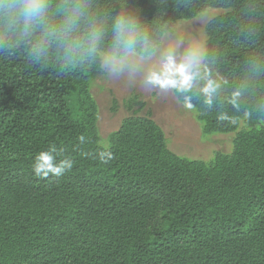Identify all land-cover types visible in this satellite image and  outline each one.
Wrapping results in <instances>:
<instances>
[{
  "label": "trees",
  "instance_id": "1",
  "mask_svg": "<svg viewBox=\"0 0 264 264\" xmlns=\"http://www.w3.org/2000/svg\"><path fill=\"white\" fill-rule=\"evenodd\" d=\"M208 9L173 91L232 152L177 155L136 95L103 145L102 54ZM0 264H264V0H0Z\"/></svg>",
  "mask_w": 264,
  "mask_h": 264
},
{
  "label": "rangeland",
  "instance_id": "2",
  "mask_svg": "<svg viewBox=\"0 0 264 264\" xmlns=\"http://www.w3.org/2000/svg\"><path fill=\"white\" fill-rule=\"evenodd\" d=\"M221 12L208 9L194 19L170 23L162 44L149 58L135 52L121 59L102 54L103 73L94 81L92 93L99 106L103 145L138 109L131 110L124 103L136 95L146 104L139 115L151 113L163 129L168 147L177 155L210 162L218 152H232L237 132L205 135L195 111L180 103L173 91L179 72L201 65L207 46L206 24Z\"/></svg>",
  "mask_w": 264,
  "mask_h": 264
}]
</instances>
